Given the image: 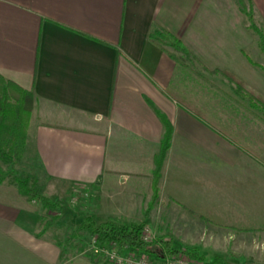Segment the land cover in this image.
Returning a JSON list of instances; mask_svg holds the SVG:
<instances>
[{
  "label": "crops",
  "instance_id": "1",
  "mask_svg": "<svg viewBox=\"0 0 264 264\" xmlns=\"http://www.w3.org/2000/svg\"><path fill=\"white\" fill-rule=\"evenodd\" d=\"M244 2L264 35V0ZM155 26L201 71L264 83L246 50L264 58L258 35L236 0H0V75L34 95L24 154L9 170L37 177L62 219L142 222L202 253L225 234L242 255L217 253L219 264H264V142L251 141L252 110L222 117L217 99L203 102L202 72L151 42ZM149 102L173 131L147 210L163 135ZM82 191L97 192L96 213L72 204ZM43 210L0 179V264H95L87 253L61 260L55 228L37 236Z\"/></svg>",
  "mask_w": 264,
  "mask_h": 264
},
{
  "label": "trees",
  "instance_id": "2",
  "mask_svg": "<svg viewBox=\"0 0 264 264\" xmlns=\"http://www.w3.org/2000/svg\"><path fill=\"white\" fill-rule=\"evenodd\" d=\"M242 12L249 22V26L253 32L258 35V46L264 53V35L262 31L256 27L252 18L251 7L245 4L244 0H236ZM149 40L156 44L161 49L175 58L176 61L181 62L174 54L168 51V48H173L182 53L185 57H189L190 53L184 47L180 40H178L171 33L155 26L148 36ZM229 83L232 84L233 92L240 98L247 101V107L251 110H256L264 115V97L252 88L248 87L240 78L227 70H217ZM150 106L154 110L156 116L163 126V135L161 138L159 152L154 157V170L152 172L151 190L152 196L148 204V209L154 205L158 197V181L161 176V169L166 153L170 147L172 137V125L166 116L158 110L151 102ZM34 106V95L32 91L26 90L18 86L16 83L5 79L0 75V161L12 168L22 158L25 150L26 135L31 113ZM201 119V118H200ZM12 180L17 187L20 195L24 196L28 201H38L42 207L54 213L49 220L41 226L40 236L46 232L60 217L62 208L60 204L44 194V185L38 181V178L26 173H13ZM41 225V224H40ZM144 223H137L133 220L116 219L107 220L104 222H97L93 215H85L81 222L77 224L73 231L69 234L66 241L80 237L86 234L89 237H94L95 241L100 246H117L121 249L128 247L148 253L174 254L182 251L192 258L204 260V256L199 254L196 248L176 249L170 244V241L154 238L145 241L142 238V231ZM69 239V240H68ZM56 245L61 248L62 242L56 240ZM86 246L82 247L80 251L87 253L93 260L94 256L86 250ZM67 255L63 249L60 251V259H67ZM95 262V261H94ZM96 263H103L98 262ZM211 264H219V260L215 259Z\"/></svg>",
  "mask_w": 264,
  "mask_h": 264
},
{
  "label": "rangeland",
  "instance_id": "3",
  "mask_svg": "<svg viewBox=\"0 0 264 264\" xmlns=\"http://www.w3.org/2000/svg\"><path fill=\"white\" fill-rule=\"evenodd\" d=\"M257 40L255 46L259 47L257 45ZM253 44V45H254ZM168 50L170 52H172V54L176 55L179 60L183 63H185L188 67H192L195 68L197 71L202 72L201 77H195L196 82H202V85L200 87H198V83H197V92H198V97H199V92H201V96L199 98L202 99L203 102L208 101V98H212V99H217V104H218V111H219V115H221L222 117L227 115H233L232 112L230 114H228L226 112V109L229 107V111L231 110V106H233L234 110L233 112H236L239 110V108L242 107V105L246 106L247 101L240 98L239 96H237L234 92H233V88H232V84L227 82L223 76H221L220 74H214V73H209L207 71H205L203 69V71H201V66L199 65L198 61H194L191 60L189 57H185L182 53H180L179 51L174 50L173 48H168ZM247 51H249V54H251V61L252 63H254L256 66L260 67V69H264V58H263V54H260L261 52H259V50L257 51L255 49V47L252 46V48H246ZM254 51V52H253ZM189 70V69H188ZM193 79V80H195ZM191 81L190 82V86H194V82L195 81ZM258 81V80H257ZM259 85L257 89H254L255 92H257L258 94L262 95L264 97V83L262 84L260 81H258ZM201 90V91H200ZM215 104V101H214ZM242 110L240 109L239 113ZM250 122H246V124H248V129L250 130L251 133V141L253 143V145L255 146H260L262 145L261 142H264V140H262L260 137L263 135L262 132H264V115L261 114L260 112L256 111V110H252L250 111ZM259 115V116H258ZM235 116V115H234ZM238 116V115H237ZM260 118H258V117ZM236 117V116H235ZM232 118V116H231ZM237 122V117L236 120ZM235 122V124H236ZM236 127V125L234 126ZM4 168V169H3ZM13 168V167H12ZM9 168L7 166H3L0 167V179H6L11 181L12 180V176L13 173H15V171H10ZM72 204L74 205V207L77 210H80L81 208H90L92 209V211L94 213H96V206H97V192L95 191H91L90 193H88L87 191L84 192H80L78 193V197H75L72 199ZM67 207V206H66ZM54 213L47 211V210H43L42 211V217H41V226L45 224V222L47 220H49V218L53 215ZM145 215V214H144ZM146 216V215H145ZM61 217V218H60ZM60 217L57 218L55 220V222L53 223V225L49 228V229H54L55 232V236H58L60 241L62 242L61 248L65 251V253L67 254V257L73 256L74 254H84V251H80V249L84 246H86L91 237H89L86 234H82L80 237H77L75 239H68L69 241H66V239L68 238L69 234L72 232V230L74 229V227L76 226L77 221L75 220H69L67 219H62V214H60ZM96 220V219H95ZM122 220V219H120ZM97 222H99V220H96ZM150 229V228H149ZM151 235L154 238H158V239H163V240H172L174 238H181L182 236L179 235H170V236H163V235H157V233H153V230L150 229ZM219 238L221 239V242H219V244L217 243L216 246L214 244L211 245H206V251H204V253H202L200 250H197L199 254H202L204 256V260H205V264H211L215 259H217L216 257H213L215 255H217V253H221V254H226V252L230 253L232 252L234 254L235 257H240L242 255V251H234L233 247H229V245L227 244V238L225 234L222 235H218ZM207 237L202 235L201 236V240L202 242H205ZM195 236L194 238H192V244L195 242ZM182 250V249H180ZM205 250V249H204ZM87 256V255H86ZM88 258H90L89 256H87ZM91 260V258H90ZM94 260V259H93ZM218 260V259H217ZM95 261V260H94ZM96 262V261H95ZM96 264H108L107 262H103V263H96ZM224 264V263H223Z\"/></svg>",
  "mask_w": 264,
  "mask_h": 264
},
{
  "label": "built area",
  "instance_id": "4",
  "mask_svg": "<svg viewBox=\"0 0 264 264\" xmlns=\"http://www.w3.org/2000/svg\"><path fill=\"white\" fill-rule=\"evenodd\" d=\"M142 238L145 241L154 239L148 226H144ZM86 250L94 256L98 262L108 264H205V260L192 258L188 254L179 251L174 254L148 253L134 248L117 246H100L95 238L91 237Z\"/></svg>",
  "mask_w": 264,
  "mask_h": 264
},
{
  "label": "water",
  "instance_id": "5",
  "mask_svg": "<svg viewBox=\"0 0 264 264\" xmlns=\"http://www.w3.org/2000/svg\"><path fill=\"white\" fill-rule=\"evenodd\" d=\"M160 254H162V252L160 251Z\"/></svg>",
  "mask_w": 264,
  "mask_h": 264
}]
</instances>
